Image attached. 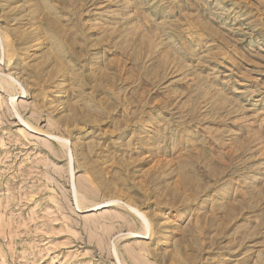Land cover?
<instances>
[{
    "label": "rangeland",
    "instance_id": "rangeland-1",
    "mask_svg": "<svg viewBox=\"0 0 264 264\" xmlns=\"http://www.w3.org/2000/svg\"><path fill=\"white\" fill-rule=\"evenodd\" d=\"M0 264H264V0H0Z\"/></svg>",
    "mask_w": 264,
    "mask_h": 264
},
{
    "label": "bare ground",
    "instance_id": "bare-ground-1",
    "mask_svg": "<svg viewBox=\"0 0 264 264\" xmlns=\"http://www.w3.org/2000/svg\"><path fill=\"white\" fill-rule=\"evenodd\" d=\"M111 202L114 203V200H108V201H107V203H111ZM98 206H99V204H98ZM98 206H97V207H98Z\"/></svg>",
    "mask_w": 264,
    "mask_h": 264
}]
</instances>
